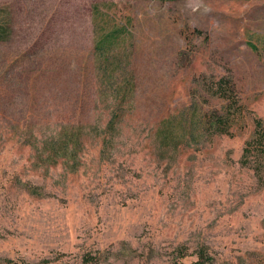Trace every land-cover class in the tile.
Here are the masks:
<instances>
[{
    "label": "rangeland",
    "instance_id": "374dc122",
    "mask_svg": "<svg viewBox=\"0 0 264 264\" xmlns=\"http://www.w3.org/2000/svg\"><path fill=\"white\" fill-rule=\"evenodd\" d=\"M2 18L0 264H264V0Z\"/></svg>",
    "mask_w": 264,
    "mask_h": 264
},
{
    "label": "trees",
    "instance_id": "16d2710c",
    "mask_svg": "<svg viewBox=\"0 0 264 264\" xmlns=\"http://www.w3.org/2000/svg\"><path fill=\"white\" fill-rule=\"evenodd\" d=\"M8 31H9V29H8L7 24H6V19H4V18L0 19V41H5V39H7ZM112 34H116V33H112ZM106 43H107V41L105 40V38L99 39L95 45L96 50H100V51H101V49L103 50L104 46H106ZM212 116H214V115H212ZM118 117H119V114L114 113L112 115L110 122H109V126L115 125L116 119ZM202 121L203 122H209V121H205L204 119L200 120L199 122L201 123ZM221 122L223 123V121H221ZM212 123L214 124V117H213ZM258 126L260 127L259 122H258ZM79 133H80L79 130L76 129V130H74L73 133H68L66 135L62 134L61 138H59V142L62 144V143H66V141H68L67 142L68 146L71 145V148L73 150H75V148H77V146L81 142V137H80ZM260 142H261V140H260ZM247 152H250V150L248 149ZM1 264H19V263L9 259V260H6V262H1Z\"/></svg>",
    "mask_w": 264,
    "mask_h": 264
}]
</instances>
